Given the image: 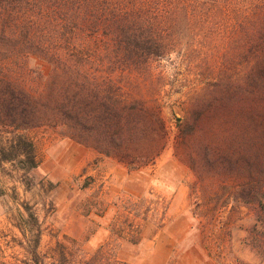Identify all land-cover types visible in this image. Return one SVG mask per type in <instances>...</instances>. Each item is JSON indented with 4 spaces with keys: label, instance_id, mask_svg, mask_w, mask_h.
<instances>
[{
    "label": "trees",
    "instance_id": "trees-1",
    "mask_svg": "<svg viewBox=\"0 0 264 264\" xmlns=\"http://www.w3.org/2000/svg\"><path fill=\"white\" fill-rule=\"evenodd\" d=\"M32 58L49 68L42 90L27 79L23 63ZM175 59L205 83L177 123L198 177L191 194L203 206L210 195L214 201L194 214L216 217L224 208L232 217L257 206L254 248L264 259V0H0V64H16L0 65V128L9 134L0 162L22 157L25 170H37L34 140L24 133L46 125L107 157H135L133 145L150 135L164 149L171 132L152 73ZM207 175L221 178L218 188ZM143 202L121 205L111 240L83 264H110L107 250L122 237L138 242L130 222L148 219ZM23 205L25 264H43L42 233L34 241L28 234L39 222ZM67 250L57 242L47 255L61 264Z\"/></svg>",
    "mask_w": 264,
    "mask_h": 264
},
{
    "label": "rangeland",
    "instance_id": "rangeland-1",
    "mask_svg": "<svg viewBox=\"0 0 264 264\" xmlns=\"http://www.w3.org/2000/svg\"><path fill=\"white\" fill-rule=\"evenodd\" d=\"M24 64L27 79L42 90L43 73L47 75L49 68L36 58ZM14 71L15 76L21 73L19 67ZM152 74V80L163 85L158 100L171 132L164 149L159 135H150L133 145L137 157H106L67 137L63 127L46 125L24 133L34 140L37 170H25L22 157L13 163L0 162V264H25L30 258L21 246L27 240L20 229L27 217L24 203L33 208L39 222H30L28 234L34 241L42 233L43 264H53V254L47 253L57 242L69 252L61 264H83L95 259L99 248L108 243L120 198L129 206L144 200V214L149 213L146 220L130 222L139 229L141 242L133 245L125 240L107 250L110 264H264L254 248L257 206L243 205L232 217L224 208L216 217L194 214L211 209L214 201L210 195L203 206L199 195L191 194L198 177L190 167L189 148L177 138V123L191 114L205 83L176 59L158 64ZM0 131V147L6 146L9 134ZM153 150L160 153L153 155ZM220 181L219 176L207 175L211 188H218Z\"/></svg>",
    "mask_w": 264,
    "mask_h": 264
},
{
    "label": "crops",
    "instance_id": "crops-1",
    "mask_svg": "<svg viewBox=\"0 0 264 264\" xmlns=\"http://www.w3.org/2000/svg\"><path fill=\"white\" fill-rule=\"evenodd\" d=\"M33 130H35V129H33ZM102 155V154H101ZM104 156V155H103ZM107 157V156H106ZM125 202V201H124ZM123 201H122V198H120V200H119V202L116 204V216H115V220L113 219V221L111 222V224H110V227H109V238H108V242L111 240V236H112V234H111V227H112V225L114 224V222L115 221H117V218H118V213H119V209H120V207H121V205L124 203ZM108 210H109V207L108 208H104L103 210H102V214H106L107 212H108ZM120 214V213H119ZM194 218H196L195 216H194ZM197 219V218H196ZM129 236H127V237H122L121 238V240H118V243H117V248H118V246H120L121 245V243L123 242V241H125L126 240V242L127 243H129V244H133V245H137V244H139L140 242H141V234H140V236H139V240H138V242L137 243H132L130 240H129ZM203 239H204V236H203ZM202 248L204 249L205 248V245H204V242H203V244H202ZM207 248V247H206ZM200 251H201V248L199 249ZM201 261H204V260H201ZM166 264H175V263H168V261L166 262ZM206 264V263H205Z\"/></svg>",
    "mask_w": 264,
    "mask_h": 264
}]
</instances>
